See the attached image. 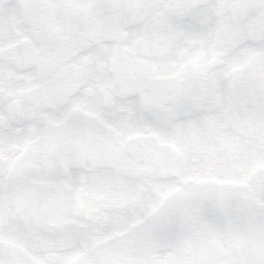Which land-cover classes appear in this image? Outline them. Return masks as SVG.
<instances>
[{
  "label": "snow or ice",
  "instance_id": "snow-or-ice-1",
  "mask_svg": "<svg viewBox=\"0 0 264 264\" xmlns=\"http://www.w3.org/2000/svg\"><path fill=\"white\" fill-rule=\"evenodd\" d=\"M0 264H264V0H0Z\"/></svg>",
  "mask_w": 264,
  "mask_h": 264
}]
</instances>
